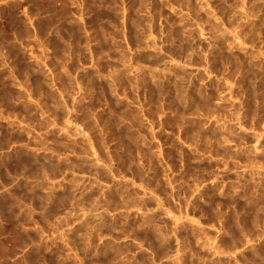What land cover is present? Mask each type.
<instances>
[{
    "label": "rangeland",
    "instance_id": "obj_1",
    "mask_svg": "<svg viewBox=\"0 0 264 264\" xmlns=\"http://www.w3.org/2000/svg\"><path fill=\"white\" fill-rule=\"evenodd\" d=\"M0 181L28 264H264V0L0 7Z\"/></svg>",
    "mask_w": 264,
    "mask_h": 264
},
{
    "label": "crops",
    "instance_id": "obj_2",
    "mask_svg": "<svg viewBox=\"0 0 264 264\" xmlns=\"http://www.w3.org/2000/svg\"><path fill=\"white\" fill-rule=\"evenodd\" d=\"M11 1L0 0V7ZM11 185L10 183L3 185L0 181V264H28L26 259L44 245V241L42 236L38 239L31 236L36 226L20 221L18 216L21 211L16 206H9L8 210L14 208L10 216L3 211L1 203L7 194L11 193ZM39 264L48 263L41 257Z\"/></svg>",
    "mask_w": 264,
    "mask_h": 264
}]
</instances>
